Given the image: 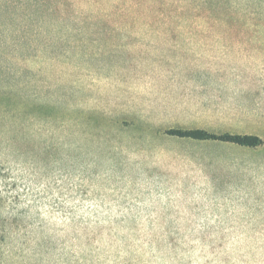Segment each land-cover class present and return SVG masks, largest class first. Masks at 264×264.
I'll use <instances>...</instances> for the list:
<instances>
[{
  "label": "rangeland",
  "instance_id": "obj_1",
  "mask_svg": "<svg viewBox=\"0 0 264 264\" xmlns=\"http://www.w3.org/2000/svg\"><path fill=\"white\" fill-rule=\"evenodd\" d=\"M1 127L0 264H264V0H0Z\"/></svg>",
  "mask_w": 264,
  "mask_h": 264
},
{
  "label": "trees",
  "instance_id": "obj_2",
  "mask_svg": "<svg viewBox=\"0 0 264 264\" xmlns=\"http://www.w3.org/2000/svg\"><path fill=\"white\" fill-rule=\"evenodd\" d=\"M6 116H8V118L10 119L12 123L16 122V117L12 113L10 115L6 113ZM26 118L27 119L25 120H29L30 116L27 115ZM20 124L15 123L17 128L20 127V130H22L23 127ZM3 129L4 127L0 128V144L4 142H6L7 144L9 143L11 144L12 142H8L4 139ZM175 134H178V136L181 138H188L194 141H212V142H220V143H232L238 146L249 147V148H254L262 144V141L258 137H253V136L236 135V136L229 137L226 135L208 134L200 130L186 131V132L177 131ZM11 173L12 172H10V169L6 167V162L0 161V201L2 200L4 202L11 198V197L9 198L7 195H3L5 191L8 192V188L13 187V183H10L12 181V178L8 176Z\"/></svg>",
  "mask_w": 264,
  "mask_h": 264
}]
</instances>
